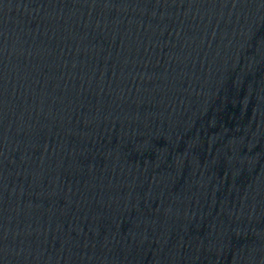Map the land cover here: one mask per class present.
Wrapping results in <instances>:
<instances>
[{
    "label": "water",
    "instance_id": "95a60500",
    "mask_svg": "<svg viewBox=\"0 0 264 264\" xmlns=\"http://www.w3.org/2000/svg\"><path fill=\"white\" fill-rule=\"evenodd\" d=\"M83 264H264V0H0Z\"/></svg>",
    "mask_w": 264,
    "mask_h": 264
}]
</instances>
